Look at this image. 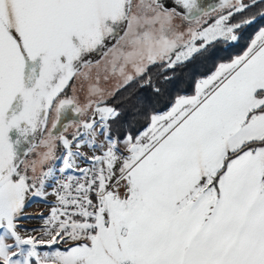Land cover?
Listing matches in <instances>:
<instances>
[{"label":"snow or ice","instance_id":"1","mask_svg":"<svg viewBox=\"0 0 264 264\" xmlns=\"http://www.w3.org/2000/svg\"><path fill=\"white\" fill-rule=\"evenodd\" d=\"M175 4L0 0V264H264V0ZM257 21L181 91L177 69ZM102 63L109 98L174 91L168 109L122 125L99 73L81 102Z\"/></svg>","mask_w":264,"mask_h":264},{"label":"trees","instance_id":"2","mask_svg":"<svg viewBox=\"0 0 264 264\" xmlns=\"http://www.w3.org/2000/svg\"><path fill=\"white\" fill-rule=\"evenodd\" d=\"M261 21H257L256 24L243 30L242 39L238 44H235L231 47L227 46H218L214 51V54L207 58L197 60L189 64L186 68L177 69L179 80L182 82L183 87L181 91L186 94H193L192 81L197 77H203L211 74L219 62H226L234 58L236 55L241 54L245 49L247 43L250 42V38L253 37L258 25ZM131 94L132 98L128 99L127 97ZM173 92L164 94L161 97H151L144 90L139 88H128L120 91L114 98H107L108 103L116 104L123 112L121 123L125 125V122L130 121L135 114V109L137 107L138 101L143 99L146 101L142 111H157L163 112L168 109V106L171 102V96L174 95ZM147 120L139 118L135 127L133 128V134L135 135L138 130H143L147 125Z\"/></svg>","mask_w":264,"mask_h":264},{"label":"rangeland","instance_id":"3","mask_svg":"<svg viewBox=\"0 0 264 264\" xmlns=\"http://www.w3.org/2000/svg\"><path fill=\"white\" fill-rule=\"evenodd\" d=\"M177 22L178 23H184V22L179 21V20ZM128 71L131 72L132 69L129 68ZM97 73H99V75L101 77L99 86L102 89H105V96H106V98H108L109 97L108 94L111 93L112 91H114L118 87V85L120 84V79L118 77L109 76L108 81L107 82L104 81L103 77L107 73H105L104 67H103V63H102L99 68L93 70V72H92L93 79L90 80V81H87V82H83V88H84L83 91L80 90V85H81L82 82L79 81V80L76 82V84H77V95L80 97L81 102L84 101V98L87 95V88H88L89 84L95 83V77H96ZM72 131H73L72 129H69V133H71ZM37 174H39V168L37 169ZM38 205H40V203L39 204L32 203L31 206L28 207V208L35 209Z\"/></svg>","mask_w":264,"mask_h":264},{"label":"crops","instance_id":"4","mask_svg":"<svg viewBox=\"0 0 264 264\" xmlns=\"http://www.w3.org/2000/svg\"><path fill=\"white\" fill-rule=\"evenodd\" d=\"M85 151H86V149H85ZM48 200H49V202H53L54 198L52 196H49ZM26 211L29 213H36L37 211H43L45 214H47L49 211V206L47 204L40 203V205H38L35 209L27 208ZM23 224L26 228H36L40 225V221L35 220V219H33V220H27L26 219L23 221Z\"/></svg>","mask_w":264,"mask_h":264},{"label":"water","instance_id":"5","mask_svg":"<svg viewBox=\"0 0 264 264\" xmlns=\"http://www.w3.org/2000/svg\"><path fill=\"white\" fill-rule=\"evenodd\" d=\"M162 2L164 3V5L171 9V8H177L178 11H181V9L179 8V6H177L175 4V0H162ZM201 4L204 7H207L208 5H215L217 3V0H200ZM92 59H100L99 56H95L92 57Z\"/></svg>","mask_w":264,"mask_h":264}]
</instances>
